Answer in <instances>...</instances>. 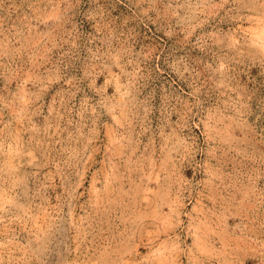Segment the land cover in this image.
<instances>
[{
  "label": "rangeland",
  "instance_id": "rangeland-1",
  "mask_svg": "<svg viewBox=\"0 0 264 264\" xmlns=\"http://www.w3.org/2000/svg\"><path fill=\"white\" fill-rule=\"evenodd\" d=\"M0 264H264V0H0Z\"/></svg>",
  "mask_w": 264,
  "mask_h": 264
}]
</instances>
